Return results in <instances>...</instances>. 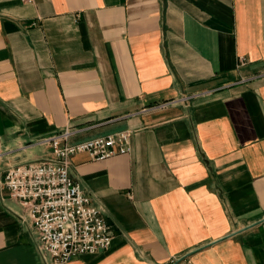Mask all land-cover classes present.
I'll list each match as a JSON object with an SVG mask.
<instances>
[{"label":"crops","instance_id":"1","mask_svg":"<svg viewBox=\"0 0 264 264\" xmlns=\"http://www.w3.org/2000/svg\"><path fill=\"white\" fill-rule=\"evenodd\" d=\"M65 129L130 134L71 158L113 239L66 264H264V0H0V264H54L2 182Z\"/></svg>","mask_w":264,"mask_h":264},{"label":"built area","instance_id":"2","mask_svg":"<svg viewBox=\"0 0 264 264\" xmlns=\"http://www.w3.org/2000/svg\"><path fill=\"white\" fill-rule=\"evenodd\" d=\"M72 134V130L65 129L44 138L50 156L10 167L2 182L36 230L40 251L48 254L54 264H66L76 256L107 250L113 239L101 211L90 204L71 177V158L85 153L100 161L129 151L128 132L68 144Z\"/></svg>","mask_w":264,"mask_h":264}]
</instances>
